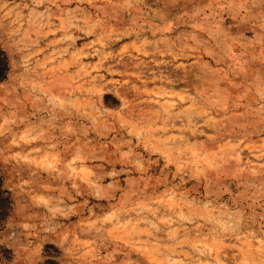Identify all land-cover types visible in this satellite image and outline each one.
I'll return each mask as SVG.
<instances>
[{
	"label": "rangeland",
	"instance_id": "obj_1",
	"mask_svg": "<svg viewBox=\"0 0 264 264\" xmlns=\"http://www.w3.org/2000/svg\"><path fill=\"white\" fill-rule=\"evenodd\" d=\"M0 48V264H264V0H0Z\"/></svg>",
	"mask_w": 264,
	"mask_h": 264
},
{
	"label": "trees",
	"instance_id": "obj_2",
	"mask_svg": "<svg viewBox=\"0 0 264 264\" xmlns=\"http://www.w3.org/2000/svg\"><path fill=\"white\" fill-rule=\"evenodd\" d=\"M8 68V62H7V56L3 50L0 48V79L5 76V70ZM7 199L6 198H0V211L4 207V204L6 205Z\"/></svg>",
	"mask_w": 264,
	"mask_h": 264
}]
</instances>
